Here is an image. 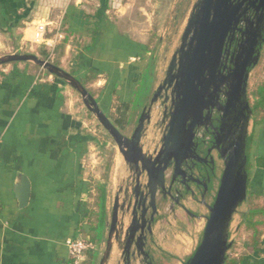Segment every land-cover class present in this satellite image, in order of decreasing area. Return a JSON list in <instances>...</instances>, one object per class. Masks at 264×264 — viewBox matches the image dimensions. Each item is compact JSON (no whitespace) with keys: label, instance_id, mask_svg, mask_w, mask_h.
<instances>
[{"label":"crops","instance_id":"0c3cea01","mask_svg":"<svg viewBox=\"0 0 264 264\" xmlns=\"http://www.w3.org/2000/svg\"><path fill=\"white\" fill-rule=\"evenodd\" d=\"M92 1L0 0V57L27 52L38 55L35 46L47 48L53 61L79 78L105 112L115 114L120 105L138 100L140 106L126 127L133 130L143 104L149 101L146 88L155 84L154 65L146 58L150 55L147 45L122 35L109 10L101 13L100 0L96 10H89ZM40 23L50 24V40L59 28L63 38L53 45L31 42L30 30ZM74 91L32 61L0 65V264H68L67 240L89 238L100 179L96 174L97 145ZM156 122L153 116L148 130ZM251 123V188L259 192L264 191V123ZM115 161L117 170L122 160L115 157ZM25 178L30 182L26 202L22 195ZM116 179L114 172L108 185V223L100 245L107 239L119 192L114 191ZM197 218L193 229L175 235L182 242L174 246L180 256L175 264H185L199 244L205 222ZM241 220L242 215L239 225ZM168 221L175 225L171 218ZM161 225L158 219L147 249L152 239H164ZM117 252L114 243L108 264Z\"/></svg>","mask_w":264,"mask_h":264},{"label":"water","instance_id":"95a60500","mask_svg":"<svg viewBox=\"0 0 264 264\" xmlns=\"http://www.w3.org/2000/svg\"><path fill=\"white\" fill-rule=\"evenodd\" d=\"M246 1L197 0L194 3L180 45L168 64L165 78L157 87L149 88L147 96L150 102L143 104L131 135L119 130L82 81L62 67L32 53H15L0 57V65L14 61H32L71 85L81 95L88 111L95 115L112 137L134 175L130 184L119 189L114 200L100 264L108 263L115 242L121 247L124 264H132L133 259L138 257L148 264H153L147 242L148 236L153 233L158 214V194L166 189L167 171L173 166L176 178L182 170L187 153L191 152L194 128L205 125V119H211L209 112L204 115L205 110L216 108L224 117L243 104L250 77L264 51L258 48L262 34L252 32V37L248 38L240 52L231 58V67L228 68L222 63V57L226 53L224 48L228 34L244 11H261V24L264 27V0H249L241 13ZM262 42L264 43V38ZM221 68L228 69V73L222 72ZM224 83L228 84V90L218 94L220 85ZM222 97L224 103L221 102ZM156 105L166 107L162 118L166 131L160 149L152 155L143 151L142 137L152 122V110ZM244 110H248V114L244 115L247 123L243 125L239 136L220 154L223 159L220 176L215 181H212L210 176L195 180L198 185L204 187L202 201L209 213L205 216L206 223L199 244L185 264L226 263L227 254L233 244L230 240L231 225L238 209L247 199L249 188L246 169L247 135L252 122V111L247 101ZM223 117L218 120L219 126L211 124L219 135L224 132ZM215 141L219 143V139ZM206 146L205 141L194 142L193 152L197 164L201 165L208 160L210 150H207L206 157L202 156ZM210 165L214 171L213 158H210ZM197 169L202 171V167L198 166ZM143 176H146L145 182ZM210 184H213L212 189ZM207 193L214 194L210 204L206 202ZM29 194L30 182L25 178L22 189L25 202ZM149 207L153 212L148 217ZM185 209L194 215L186 207ZM127 218L129 223L126 225Z\"/></svg>","mask_w":264,"mask_h":264},{"label":"rangeland","instance_id":"374dc122","mask_svg":"<svg viewBox=\"0 0 264 264\" xmlns=\"http://www.w3.org/2000/svg\"><path fill=\"white\" fill-rule=\"evenodd\" d=\"M197 0H110L108 5L109 16L112 21L116 23L118 31L129 38L138 40L147 45L146 58H150L154 65L155 72V84L156 87L165 77V72L171 57L175 50L179 47L181 42V36L184 28L187 24L188 17L191 13L194 3ZM89 10H96L99 7V0H93L91 4L87 5ZM57 15V14H56ZM58 17V16H56ZM54 16L53 19H56ZM38 49V50H37ZM35 51L39 52V47L35 46ZM145 52V53H146ZM35 53V52H34ZM66 67L67 62H65ZM69 67V66H68ZM68 71V70H66ZM255 71V69H254ZM254 71L249 80V91L252 92L256 85L264 79V74L255 76ZM69 72V71H68ZM148 78L146 79V81ZM71 86V85H70ZM75 90V89H74ZM75 95L78 97V103L84 110L88 128L91 129L95 135L100 136V142L106 140L105 147L100 145L96 146L97 157V175L99 180H104L106 176V164L111 162V168L109 173V183L111 182V176L116 172V185L114 191H118L121 187H126L134 178L133 173L129 169L128 165H125V160L120 153L116 143L112 137L108 134L105 128L100 124L94 114L84 109L81 95L75 90ZM152 115L157 118L159 110L155 107ZM132 130H126L124 133L130 134ZM254 133V132H253ZM249 134H252V123L249 126ZM148 148V146H147ZM115 157H119L122 160L120 168H115ZM222 164V162H221ZM222 169V167H221ZM109 185V184H108ZM251 191H254L250 188ZM260 194L258 202L264 205V191L257 192ZM97 196V190L95 200ZM213 195L206 198L207 203H212ZM186 206L192 208L198 216L203 218V222L206 223L205 216L208 215L209 210L202 201L201 203H193L189 198L185 200ZM163 206H167L164 205ZM246 208V204H242L234 216L231 230L230 240L236 242L235 252L240 254L243 252L247 245V233L240 231L239 221L241 212ZM178 212V213H177ZM177 214H171L165 209H161L159 214L162 229H164V239L160 242L157 240L150 242L148 250L152 255L153 264H175L178 263L180 256H178L175 250L176 243H182L180 239H177L175 235L187 231V228L193 229L197 225V219L200 218H188L180 209ZM174 222V226L170 224L168 219ZM153 238V237H152ZM106 241L103 245L95 247L99 252L97 264H100L103 252L105 250ZM172 247L174 249L172 250ZM171 248V249H170ZM116 250H119L118 253ZM172 250V251H171ZM115 258L112 259L111 264H124L122 257V250L118 243L115 242ZM187 261V259H185ZM185 263V262H184ZM108 264V263H107ZM132 264H145L142 258L133 259ZM242 264H264V245L260 254L249 255L246 257Z\"/></svg>","mask_w":264,"mask_h":264},{"label":"flooded vegetation","instance_id":"af4514ba","mask_svg":"<svg viewBox=\"0 0 264 264\" xmlns=\"http://www.w3.org/2000/svg\"><path fill=\"white\" fill-rule=\"evenodd\" d=\"M248 3L249 0H247L243 4L241 13L243 11V8ZM262 20H263V14L261 11L257 12L254 10H246L240 15L237 23L234 24V26L230 30L225 43L224 49L226 50V53H224L222 57V63L224 65H227L228 68L231 67V63H230L231 58L237 55L238 52H240V48L246 44L248 38L252 37L253 31L262 34V37L259 38L258 48L261 51L264 50V43L262 42L264 38V27L261 24ZM221 70L225 74L228 73V69L225 70L224 68H221ZM227 90H228V84L224 83L220 85V91L218 92V94H222ZM170 91L171 90H169V93ZM242 101L243 104L239 105L237 110H235L233 113L232 112L227 113V115L224 117H223V113L219 114L216 108L214 109L210 108L209 110L204 111V115H206L208 112L210 113L211 119L210 118L205 119L204 120L205 125L201 127L197 126L194 128L193 145L191 146V152L187 153V159H185L183 162L182 170L178 172L176 178H174V171L172 169L173 166H171L166 173V189L158 194V214L156 216L155 223L158 221V218L160 217L159 214L161 213V209H165V211L174 215L177 214L178 213L177 211L180 209L185 213V215L188 218L198 217V215L195 212H193L192 208L186 206L185 200L189 198L193 203H201L203 200V194L205 190L204 187L202 185H198L195 182V180L198 178L206 179L207 177L210 176L212 181H215V179L218 176H220L222 171L221 167L223 165V159L220 156L221 152L225 150V148L229 145L230 142H232L236 137L239 136L243 125L247 123L244 115L248 114V110H244V105H245V101L249 102L248 90H247V96L244 97ZM149 102L150 99L148 101V104ZM221 102L224 103L223 97L221 98ZM165 108H166L165 106L162 107L160 105L157 107V109L159 110L157 122L154 124L152 130H148L147 127L142 137L143 151L147 154L153 155L161 147V140L166 131L165 123L162 122ZM220 117H223V121L225 123L224 132L221 135H219L217 130L214 129L213 126L211 125L214 124V126H219L218 120ZM134 129L135 127L133 128L132 132L129 135L133 133ZM248 136L249 134L247 135V137ZM215 139H219V143H216ZM197 140L205 141L207 143L205 153L202 155L203 157H206L207 150H210V153L208 155V160L201 165L196 163L195 154L193 152L194 142H196ZM210 158H213L215 162L214 171L212 170V166L210 165ZM198 166L202 167L201 172L198 171L197 169ZM142 179L143 182H145L146 176H143ZM210 188L211 189L213 188V184H210ZM192 191H194V193H192ZM212 195L214 196L213 193H207L206 198ZM163 203L164 205L167 204V206H163ZM185 207L191 212H193L194 215L189 214L185 209ZM152 212H153L152 208L149 207L148 217L151 216ZM144 263L148 264V262L146 261Z\"/></svg>","mask_w":264,"mask_h":264},{"label":"trees","instance_id":"16d2710c","mask_svg":"<svg viewBox=\"0 0 264 264\" xmlns=\"http://www.w3.org/2000/svg\"><path fill=\"white\" fill-rule=\"evenodd\" d=\"M109 0H100V10L104 13L108 9ZM32 53V52H27ZM36 54V53H32ZM37 55V54H36ZM52 52L47 48H40L38 55L40 58L49 60L50 62L59 66L52 59ZM264 74V52L260 59L259 64L255 68V76ZM85 86V85H84ZM149 88H146L145 94H148ZM143 88L140 90L139 98L143 94ZM248 101L250 102V107L252 111L251 119L254 126L264 123V79L261 80L255 87V89L250 92L248 88ZM140 106L139 101L135 103H125L118 107L115 114L107 113L110 120L116 125V127L122 132L125 131L126 127L131 123L134 109ZM96 145L105 147L106 140L100 142V136L94 135ZM253 142V134L247 137V172L249 176V188L247 199L245 201L246 208L241 213L242 220L240 222V231L247 233V245L243 252L237 254L235 252L236 242L233 241L232 247L227 254V259L225 264H242L246 257L249 255L260 254L263 249V237H264V205L258 202L260 194L251 191V169L252 162L250 160V150ZM111 168V162L106 164V176L105 179L98 180L96 182L97 196H96V211L95 219L90 222L88 230V240L94 244L100 245L104 241V236L108 223V210H107V199H108V184H109V173ZM99 257V252L96 249H89L85 254V259L81 264H97Z\"/></svg>","mask_w":264,"mask_h":264},{"label":"built area","instance_id":"2783aa9c","mask_svg":"<svg viewBox=\"0 0 264 264\" xmlns=\"http://www.w3.org/2000/svg\"><path fill=\"white\" fill-rule=\"evenodd\" d=\"M49 23L35 24L32 27L29 40L37 44L53 45L57 40L63 38L61 31L58 29L56 37L54 39L47 38V27ZM30 27V26H29ZM69 248V262L68 264H81L85 259V254L89 249H94L95 244L89 241L87 238L77 237L67 240Z\"/></svg>","mask_w":264,"mask_h":264}]
</instances>
